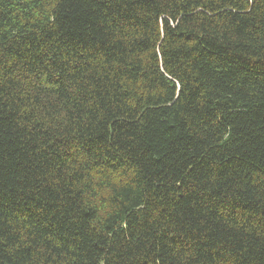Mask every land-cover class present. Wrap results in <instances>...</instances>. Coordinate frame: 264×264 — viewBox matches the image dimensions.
Returning a JSON list of instances; mask_svg holds the SVG:
<instances>
[{
    "label": "trees",
    "instance_id": "obj_1",
    "mask_svg": "<svg viewBox=\"0 0 264 264\" xmlns=\"http://www.w3.org/2000/svg\"><path fill=\"white\" fill-rule=\"evenodd\" d=\"M0 264H264V0H0Z\"/></svg>",
    "mask_w": 264,
    "mask_h": 264
}]
</instances>
